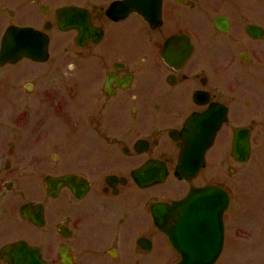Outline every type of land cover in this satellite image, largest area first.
I'll list each match as a JSON object with an SVG mask.
<instances>
[{
  "label": "flooded vegetation",
  "instance_id": "flooded-vegetation-1",
  "mask_svg": "<svg viewBox=\"0 0 264 264\" xmlns=\"http://www.w3.org/2000/svg\"><path fill=\"white\" fill-rule=\"evenodd\" d=\"M204 189L263 250L264 0H0V264H178L159 206Z\"/></svg>",
  "mask_w": 264,
  "mask_h": 264
},
{
  "label": "water",
  "instance_id": "water-1",
  "mask_svg": "<svg viewBox=\"0 0 264 264\" xmlns=\"http://www.w3.org/2000/svg\"><path fill=\"white\" fill-rule=\"evenodd\" d=\"M9 52L11 48L8 36H6L2 53L9 56ZM195 140L200 139H190L192 142ZM211 140L210 138L201 140L202 147L205 149ZM197 172L198 168L188 169L182 163L175 174L178 178H186L194 176ZM162 178L163 173L159 175V180ZM217 198H222V195L215 190L206 189L170 208L159 206L160 217L163 219L159 223L161 227H165L166 223L175 217L174 222L168 225L165 232L169 235L173 247L182 257L179 264H213L219 256L223 236L222 214L226 209L227 200L225 195L222 202ZM188 228L201 230L198 233L188 234ZM189 236H197L199 239L197 246L188 244Z\"/></svg>",
  "mask_w": 264,
  "mask_h": 264
},
{
  "label": "rangeland",
  "instance_id": "rangeland-1",
  "mask_svg": "<svg viewBox=\"0 0 264 264\" xmlns=\"http://www.w3.org/2000/svg\"><path fill=\"white\" fill-rule=\"evenodd\" d=\"M233 210H231L232 215L230 212V215L225 217L227 242L223 258L218 264H264V249L255 252L249 247L247 236H241L243 239L247 238L246 240L236 241L231 235L236 224L243 227L261 224L263 216L258 211L257 202L241 199Z\"/></svg>",
  "mask_w": 264,
  "mask_h": 264
}]
</instances>
